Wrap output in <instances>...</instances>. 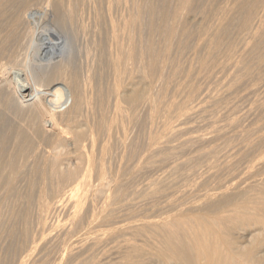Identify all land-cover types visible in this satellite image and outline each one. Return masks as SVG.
Here are the masks:
<instances>
[{"label": "bare ground", "instance_id": "1", "mask_svg": "<svg viewBox=\"0 0 264 264\" xmlns=\"http://www.w3.org/2000/svg\"><path fill=\"white\" fill-rule=\"evenodd\" d=\"M121 3L126 11L121 7L124 12L117 15ZM155 33L169 41L181 35V49H186L175 47L181 56L195 39L189 49L192 58L187 55L190 63L182 65L168 48L156 50ZM238 36L254 40L245 43L241 55L264 43V0H0V264H9L13 253L19 258L25 252L34 259L31 264H264V122L237 133L241 143L236 154H225L223 162L212 157L220 149L235 150L237 143L232 148V141L243 117L247 120L245 116L264 109V99H251L258 101L256 106H248L243 117L234 114V118L231 113L237 104L234 110L229 106L234 98L229 105L224 100L237 91V85L240 91L237 83H246L252 72L243 73L245 81L234 79L237 83L225 95L212 93L216 98L211 103L224 98L226 107L213 109L211 115L204 111V116L209 121L222 108L220 117H228L226 123L221 121L224 125L219 121L217 126L218 120L213 119L216 126L209 131L211 137L202 136L204 131L197 137H185L189 130L184 124L194 114L199 116L212 96L213 87L208 100L205 92V98L201 97L202 102L207 100L205 107H195V101L194 107L189 106L197 97L201 101L206 91L193 83V76L215 77L217 67L224 72L232 65L236 68L230 72L241 69L242 57L233 61ZM164 68L170 69L174 80L183 76L176 87L182 99L169 97ZM258 69L254 68L259 75ZM155 82L160 86L156 93ZM252 89L251 94L247 92L250 96L255 93ZM242 96L247 98L246 93ZM161 118L160 129L154 127L147 134V145L143 143L150 148L145 161L151 166L167 160L164 154L160 160L154 158L175 150L174 139L181 138L178 145L188 148L222 140L204 152L193 149L199 152L197 157L180 162V166H189L196 161L200 164L203 157L214 159L198 183L204 192L192 201L186 196L171 199L174 193L166 190L175 188L179 180L170 176L172 181L157 179L139 192L127 191L128 183L118 179L119 173L120 182L107 177L106 164L114 159L118 147L130 173L138 172L133 162L140 142L133 130L158 126ZM252 134L258 136L252 139ZM92 175L97 183L89 197ZM91 196L101 199L99 211L89 204ZM162 201L164 206L153 209ZM63 210L70 216L67 225L60 217ZM53 255L57 263L51 261Z\"/></svg>", "mask_w": 264, "mask_h": 264}, {"label": "rangeland", "instance_id": "2", "mask_svg": "<svg viewBox=\"0 0 264 264\" xmlns=\"http://www.w3.org/2000/svg\"><path fill=\"white\" fill-rule=\"evenodd\" d=\"M123 1H125V0H123ZM129 1V0H128ZM122 4V6H120V7H118V9H119V12H118V10H117V15H120L121 13L123 14V10H125L126 11V5L124 4V3H121ZM124 4V5H123ZM129 4H127V9H128V7H130V6H128ZM121 7H122V11H121ZM198 20H199V18H197V22H198ZM195 22V21H194ZM196 22V23H197ZM194 27H196L195 25H193ZM192 26V29H196V28H194ZM156 34L159 36V38H158V36H156ZM153 36H156V37H153ZM153 36H152V38L154 39V38H157V39H154L153 41H154V43L153 44H156V45H154V48L157 50H161L162 48H164V50H167V49H165V48H168V50H170V54H172V57L173 58H175V59H177L178 58V60H180V62L182 61V65H188V62L189 61H191V58H192V56L191 55H189V53L190 54H192V51H189V49L190 48H192L193 49V47H191V46H193V44H195L194 42H196V40L195 39H192L191 41H189V43H188V46L189 47H187L188 48V51L186 50V52H184V53H186V55H184V54H182V56H183V58H182V56L178 53V51L177 50H185V49H181V44H180V40L182 39L181 37V35H175L176 36V38H175V36H172V40L170 39V41L169 40H166V39H164L163 38V36L162 37H160V34H158V33H155V34H153ZM244 37V36H243ZM175 38V39H174ZM242 38V37H241ZM241 38L238 36V38H237V43H236V46H235V48H236V50H238V52H236L235 53V55H233V61H236V60H239L241 57H242V61H241V63H240V66L239 67H242L241 69L240 68H237L238 69V71H239V69L241 70V71H239L238 73H240L239 75H238V73L236 72L237 71V69H235V72L234 71H232V72H230L233 68H236V67H233V65H232V69H231V67H229V68H227V69H229V71H227V69H225V72H224V70H221L219 67H217L216 69H217V71H216V69H215V73H216V75H215V73H214V75H215V77H213V74L210 76H208L209 78H214L213 79V81L211 80L210 82H211V84H210V86H208L207 84H209L210 82L208 81L209 80V78L207 77V78H203V77H201V76H203V74L202 73H200V74H196L197 76L199 75V78L201 79V80H199V78L197 79L196 77H194L193 76V78H192V80L194 81H191V83L193 82L195 85H197L198 87H203V88H205V90L206 91H203L202 92V94H201V96H200V98L202 97V98H205V97H207L206 99L208 100L209 99V97H210V95H212V93H215L216 95H219V94H224L225 95V93H226V91L227 90H231V88H233V84L237 81V82H239V81H243L244 79H247V78H244L245 77V75L243 74V73H245V71H246V73H247V71L248 72H252L249 76H248V74H246V77L248 76V80H250L249 81V83H248V80L246 81V83L245 82H243L244 84H242V82L241 83H237V84H240L239 86H240V91H239V89H236L237 87H238V85H237V87L236 88H234V91L235 90H237V91H235L234 93H233V91H231L230 93H232L231 95H227V94H229V93H227L226 95L227 96H224L225 97V99L224 98H222V99H219V100H217V101H219V102H222V104L221 105H219V102H217L218 103V106H217V103L215 102V104H214V102H213V104L211 103L212 101H210V100H213L214 98H216V96H215V94H213L214 95V97H212L211 96V98L208 100V105L206 104L207 103V100H205V99H203V102H205V103H203L202 102V98H201V101H200V99H199V97H197V99H193L192 101H189L188 103H189V106H192V107H194L193 106V104L194 105H196L195 107H200L201 108V106H204V104L205 105H207V107H205L207 110H205V108H201L200 109V113H199V116L197 115V114H194L193 116H192V118H191V120H193V121H191V120H188L185 124H184V126H186V128L189 130V132H187V134L185 135V137H187V136H192V135H194V137H197V136H200L201 134H202V132H203V134H202V136H206V137H211V132H209V131H211L212 129V127L213 126H216L215 124L213 125V122L214 121H217V126L219 125V124H221V126H222V124L224 123L223 121H225V123L228 121V120H226V119H228V117L226 118V116H225V119L223 120L220 116H221V113H222V108H224V106L226 105V104H224V103H226L225 101H226V99L228 100L227 102H228V105L234 110V108H235V110L236 109H238V110H236L237 112L235 113V110H234V113L232 114L231 112H233V111H230V113H231V115H233L232 117H234V118H237L234 114H237L238 116L240 115H242V114H246L245 113V111H248V109L246 110V108L248 107V106H250V108L252 107V108H254L255 106H256V104H257V102L258 101H260V100H258L257 98H259V99H261V100H263L264 99V58L262 57V54H263V56H264V48H262L263 47V45H264V43L262 44V45H260L259 46V48H261V49H259L258 48V50H252L251 52H247V53H243L242 55L240 54L241 52H240V50L242 51V49H243V47L245 46V43L247 42V43H252V42H254V40L252 41V38L251 39H248V38H243L244 40H247V41H244L243 39L241 40ZM240 40H241V42H240ZM251 40V42H249ZM169 41V42H168ZM239 42H240V44H239ZM90 43H92V41L90 42ZM160 43H162L161 45H160ZM244 43V44H243ZM158 45V46H157ZM165 45H169L168 47H166ZM173 45V46H172ZM177 45V46H176ZM238 45V46H237ZM159 46H161V47H159ZM163 46V47H162ZM171 46V47H170ZM180 46V47H179ZM170 47V48H169ZM175 47L177 48V50L175 49ZM174 50H173V49ZM172 49V50H171ZM163 50V49H162ZM260 50H262V51H260ZM177 51V52H176ZM172 52V53H171ZM176 53V55H175V53ZM187 52H188V54H187ZM246 52V51H245ZM173 53H174V55H173ZM252 53H254V54H258V53H261V54H258V56L260 57V59L259 58H257L256 56H253L254 54H252ZM250 54H252V55H250ZM187 55H189L190 57L188 58L187 57ZM180 56H181V58H180ZM184 56H186V57H184ZM235 56V57H234ZM249 56V57H248ZM177 57V58H176ZM252 57V58H251ZM253 57L254 58H256V59H254L253 60ZM185 58H186V60H185ZM187 58H188V60H187ZM244 58H245V60L246 61H248L249 62V64L251 63V66L249 65L248 66V62H246L245 60H244ZM261 58H262V61H261ZM174 59V60H175ZM190 59V60H189ZM234 59H236V60H234ZM244 60V61H243ZM250 60H252L251 62H250ZM255 60L257 61V63H258V65H257V67L259 68L258 69V72H259V75L258 74H256L257 73V71H256V73H255V70H257V67H255L254 65H256L257 63L255 62ZM186 61V62H185ZM232 61V62H233ZM253 61H254V63L255 64H253ZM259 61H261V63L259 62ZM186 63V64H185ZM190 63V62H189ZM260 63V64H259ZM245 64H246V66H248L249 68L251 67V68H253V69H251L250 71H249V68L248 67H246L245 66ZM179 65H180V63H179ZM186 65V66H187ZM254 66V67H253ZM261 67V68H260ZM218 68L220 69V71L218 70ZM246 68V69H245ZM254 68H255V70H254ZM165 69V68H164ZM244 69V70H243ZM169 70L170 69H168V68H166L165 69V73L167 72L168 74L166 75V74H164L165 75V79H166V83H167V89H169V87H170V90L169 91H167V93H169V97L170 98H174V97H177V98H174L175 100H179V99H182L181 97V95H182V93L180 92L179 94H178V92L176 91L177 89H178V86L179 85H177V84H180V82H181V80L183 79L184 80V78H183V76H178V77H176V78H178L177 80H179V81H177L176 79L174 80V78H172V77H170V75H169ZM234 70V69H233ZM253 70H254V72H253ZM261 70H262V72H261ZM217 72H219V73H217ZM229 72V73H228ZM224 73H225V75H224ZM228 73V74H227ZM231 73V74H230ZM233 73V74H232ZM234 73H236V75L234 74ZM255 73V74H254ZM106 74V73H105ZM105 74L103 75V77H102V80L103 81H105L106 79H103V78H105L104 76H105ZM227 74V75H226ZM231 75H233L234 77H236V78H233V76L231 77ZM238 75V76H237ZM242 75V76H241ZM257 75L259 76V77H261L260 79H257L256 77H257ZM224 76V77H223ZM241 77H243L242 79H241ZM251 77H252V79L253 78H255L254 79V81L252 82V79H251ZM204 80H203V79ZM229 78V79H228ZM250 78V79H249ZM206 79H208L207 80V83L206 82H204ZM234 79H237L236 81H234ZM238 79H241V80H238ZM167 80L168 81H170V82H167ZM172 80H174V81H172ZM182 80V81H183ZM198 80H199V83H198ZM216 80H218V82L216 81ZM222 80V81H221ZM224 80H225V82H224ZM229 80H230V82H229ZM172 81V82H171ZM195 81H197L196 83H195ZM245 81V80H244ZM179 82V83H178ZM209 82V83H208ZM213 82V83H212ZM216 83V85H214L215 83ZM250 82H251V84H250ZM256 82V83H255ZM262 82V83H261ZM169 83H170V85H169ZM176 83V84H175ZM248 83V84H247ZM258 83V84H257ZM175 84V85H174ZM200 84H202V85H200ZM222 84L223 85H225L224 87H221L222 86ZM250 84V85H249ZM172 85V86H171ZM204 85V86H203ZM228 85H230V86H228ZM241 85H243V86H241ZM155 87V88H154ZM176 87H177V89H176ZM213 87V88H212ZM221 87V88H220ZM246 87V88H245ZM153 88H154V90H153V92L154 93H156V90H158V89H160V86H159V84L158 83H156L155 82V84L153 85ZM209 88L211 89V91L212 92H210L211 94L210 95H208L207 93H208V91H209ZM219 88H220V91H218L219 90ZM239 88V87H238ZM244 88V89H243ZM253 88V89H252ZM259 88V89H258ZM171 89L173 90V91H171ZM215 89V90H214ZM243 91H242V90ZM251 89H252V91L253 90H255V91H253V92H255V93H252V96H250L249 94H251V93H249V92H251ZM261 90V91H260ZM214 91V92H213ZM249 91V92H248ZM171 92H174V93H171ZM175 92H177V94H178V96L176 95V93ZM206 93V96L205 97H203V95ZM225 92V93H224ZM249 94H248V93ZM171 93V94H170ZM219 93V94H218ZM238 93V94H237ZM246 93V97L249 95V97H247V98H245L244 96H242V97H244L245 99H247L246 101H244V99H242V97H240L241 95H243V94H245ZM260 95H259V94ZM172 94H173V96H172ZM174 94H175V96H174ZM235 94H236V96H235ZM234 95V97H232ZM255 95H256V97H255ZM259 95V96H258ZM183 96H184V94H183ZM220 96V95H219ZM239 98H241L240 100H243L242 102L239 100V102H238V100H237V102L238 103H236L235 102V100L236 99H239ZM167 97H168V95H167ZM180 97V98H179ZM227 97V98H226ZM228 97H231V98H228ZM237 97V98H236ZM261 97V98H260ZM263 97V98H262ZM232 98H234V101L233 100H231ZM225 101H224V100ZM253 101H255L256 99L258 100V101H256V102H253ZM255 99V100H254ZM197 100L199 101V103H201L202 102V104H199L198 102H197ZM221 100V101H220ZM233 101V102H235V103H233V102H231V101ZM193 101H195L194 103H193ZM229 101H230V103H229ZM264 101V100H263ZM263 101H261V103H263ZM240 102L242 103V104H240ZM245 102V105L243 104ZM247 102H249V103H247ZM193 103V104H192ZM197 103V104H196ZM209 103H211L212 104V106L209 104ZM233 103V104H232ZM192 104V105H191ZM198 104L200 105V106H198ZM224 104V106H222ZM235 104V105H234ZM236 104H237V107H234V106H236ZM250 104V105H249ZM214 105H215V107H214ZM227 105V106H228ZM233 105V106H232ZM244 105V106H243ZM263 106H264V103L262 104ZM211 106V107H210ZM222 106V108H221V110H220V112H215V113H219V115H217V114H215V113H213V115L212 116H209L208 114H207V117L209 116L210 117V119L212 118V117H214V115L216 116V117H214V118H212L211 120L209 119V121H210V123H212V124H208L207 122H209L208 121V119L207 118H205L206 116H204L206 113H208V112H210L209 114L211 115V111L213 110V109H220V107ZM228 106V107H229ZM262 106V108H264ZM218 107V108H217ZM226 107V106H225ZM234 107V108H233ZM245 107V108H244ZM212 108V109H211ZM243 110H242V109ZM249 108V107H248ZM245 109V110H244ZM202 110H203V112L204 111H206V113L204 112V114L202 113ZM209 110V111H208ZM219 111V110H218ZM262 112L264 111V109L263 110H261ZM260 110L257 112L256 111V114L255 115H250V116H245L246 118L245 119H247V120H244V117L243 116H241V117H243V120L241 121L242 123H240V124H242V125H239L238 126V128H237V130H235V132H236V134H234V136L236 137V140H235V138H234V141H232V148H233V146H234V144H238V142H239V144L237 145H235V147H234V149L235 150H230V149H228V150H224V149H220L219 151H220V153L218 152V154H216V155H212V157L214 158L215 156V158H218V160H217V162H223L225 159H226V155L228 156L229 155V152H230V154H232V153H234V154H236L237 152H236V150H239L238 149V146L240 145V137H239V135H237V133L239 132V131H244V129H248V128H251V127H256L257 125H259V124H261V122H264V112H263V115H262V112H261ZM201 113L203 114V116H201ZM229 113V114H230ZM261 114V116H259V117H257V115L258 114ZM230 116V115H229ZM239 116V117H240ZM194 117V118H193ZM197 117H199V118H197ZM208 117V118H209ZM219 117V118H218ZM249 117V118H248ZM201 118V119H200ZM204 118H205V121H206V123H205V121H204ZM216 118V119H215ZM224 118V117H223ZM196 119V120H195ZM214 119V120H213ZM260 119V120H259ZM161 120H162V118L160 119V120H157V123H158V126L157 125H155L156 123H154L153 125H151V126H143V127H138L137 129H139V130H137L136 128L134 129L135 130V133H134V130H133V133L132 134H134V137L135 138H137V141L139 140V142L140 143H138V150H137V157L135 158V162H133L134 163V165H136V170L138 171V172H136V173H134L135 175H133V173H130V169H128V167L130 168V166H128V163H126V159H122L121 158V152H119L118 150H120V147H118V149H116L115 150V152H114V154H113V157L112 158H114V159H111L110 160V162L109 163H111L110 165H109V163L108 164H106V173H107V177L108 178H110V180L112 181V182H118L120 179H121V177L122 178H124V180L122 179V180H120L121 182H127L126 184V188H127V191L129 190V192H130V190H131V192L132 191H137V192H139L141 189H143V188H145L146 186H147V184L148 183H152L154 180H157V179H163L164 178V180L166 179L167 180V182L168 181H172V179L174 180H179V182L177 181L176 182V185H174L175 186V188H173V187H171V188H168L166 191H168V193L167 194H169L170 192L171 193H174L173 194V196H172V198L171 199H181V197H185L186 199L188 198V200H189V198H190V200L189 201H192L193 199H195V197L196 196H198V195H201L203 192H204V188H202V187H200V184H201V182H202V180L204 179L203 178V176H205V174H204V170H206V166H209V163L211 164L213 161H214V159L212 160V162H211V160H209V159H212L211 158V156H209V157H203V158H201L200 160H202V162L200 161V164H199V161H196L197 162V164H196V162H194L193 164H189V166H187V165H185V167H184V165L183 166H180L181 165V163L182 162H184V161H186L187 160V158H189V159H192V158H194V156H196L197 157V153H199V152H195V151H200V152H204V151H207V150H209L211 147H214L215 145H217V143H219V145H221V143H222V140H220L221 141V143H220V141L219 140H216V141H212V142H210L211 144H209V146H207L208 144H205L206 146H201V147H191V146H189V148L190 149H192V150H190L189 148H188V146L187 145H183V146H181V145H178L179 143H180V141H181V138L180 139H174L172 142H171V145L172 146H175L176 148H175V150H173V151H171V153H170V151H168V153H167V151L166 152H164V153H162V155L161 154H159V155H157L156 156V158H154V160H160V159H162V158H167V160L166 161H164V162H158V163H155L153 166H151V164H146V161H145V159H146V157L149 155V153H150V148L149 147H147L146 148V146H145V144L147 143V138H148V133H150L151 131H153V129H154V127H155V129L154 130H159L160 129V127H159V121H160V123H161ZM175 119H173V121H174ZM198 120H202L200 123L198 122ZM212 120H213V122H212ZM257 120H259V122H257ZM220 121V122H219ZM223 123H222V122ZM254 121V122H253ZM257 123H256V122ZM193 124H192V123ZM196 122V123H195ZM203 122V123H202ZM218 122H219V124H218ZM188 123V124H187ZM198 123V124H197ZM205 123V124H204ZM244 123V124H243ZM255 124V126H254V124ZM257 124V125H256ZM189 125V126H188ZM201 125H202V127H205V128H202L201 127ZM224 125V124H223ZM249 127H248V126ZM153 126V127H152ZM200 126V127H199ZM207 126V127H206ZM210 126V127H209ZM241 126V127H240ZM245 126H247V127H245ZM245 127V128H244ZM144 128H146V130H144ZM152 128V129H151ZM194 128V129H193ZM199 128V129H198ZM210 128V129H209ZM214 128V127H213ZM148 129V130H147ZM206 129H208V130H206ZM147 131V133H143V132H146ZM209 133H208V132ZM154 132V131H153ZM193 132V133H192ZM206 132V133H205ZM191 133V134H190ZM240 133V132H239ZM136 134V135H135ZM208 134H210V136L208 135ZM257 134H260V133H257ZM257 134H252V139H254V138H256V136H258ZM145 136H146V138H145ZM193 137V136H192ZM254 137V138H253ZM145 138V139H144ZM183 138V137H182ZM239 138V139H238ZM175 140H176V142H175ZM179 141V142H178ZM234 142V143H233ZM143 143H145V144H143ZM140 144V145H139ZM144 146H143V145ZM147 145V144H146ZM243 145V144H242ZM143 146V147H142ZM180 146V147H179ZM186 147V149H185V147ZM193 146V145H192ZM207 147V148H206ZM240 147V146H239ZM142 150H141V149ZM201 148V149H200ZM237 148V149H236ZM195 151H194V150ZM198 149V150H197ZM122 150V149H121ZM149 151V152H147V151ZM183 150H184V152H183ZM224 150V151H223ZM144 153H143V152ZM146 151V152H145ZM186 151V152H185ZM190 151V152H189ZM234 151V152H233ZM221 152H222V154H221ZM225 152H227V153H225ZM119 153V154H118ZM145 153H147V154H145ZM173 153V154H172ZM175 153V154H174ZM185 155H184V154ZM163 154H164V157H163ZM167 154V155H166ZM168 154H172L171 156H168ZM226 154V155H225ZM222 155V156H221ZM224 155V156H223ZM252 155V154H251ZM251 155H249L250 157H251ZM173 156V157H172ZM230 156V155H229ZM249 156H247V158L249 157ZM170 157H172V158H170ZM225 158L224 160H223V158ZM248 158V159H251V158ZM180 158V159H179ZM247 158H246V161H247ZM136 159H137V161H136ZM142 159H143V161H142ZM204 159V160H203ZM228 159V158H227ZM243 159H245V158H242L241 160H243ZM121 160H122V162H124L123 160H125V164L124 163H122L121 162ZM215 160V161H216ZM112 161V162H111ZM172 161V162H171ZM203 161H204V163H203ZM121 162V163H120ZM168 162V163H167ZM177 162V163H176ZM181 162V163H180ZM242 162H245V160L244 161H242ZM241 162V163H242ZM132 163V164H133ZM241 163H239V164H241ZM113 164V165H112ZM125 166H124V165ZM175 164V165H174ZM206 164V165H205ZM223 164V163H222ZM238 164V165H239ZM120 165V166H119ZM176 166V168L174 167V166ZM190 165L192 166V169L190 168ZM194 165V166H193ZM197 165H199V166H197ZM200 165H201V167L203 168V169H200L201 167H200ZM242 165V164H241ZM187 166V167H186ZM204 166H205V168H204ZM245 165H243V167H244ZM121 167H124V168H122L123 170H124V173H121L123 170L121 169ZM166 167V168H165ZM168 167V168H167ZM173 167L175 168V170L173 169ZM178 167V168H177ZM188 167H189V169H188ZM199 169H198V168ZM127 168V169H126ZM172 168V169H171ZM195 168V169H194ZM120 169V170H119ZM179 169V171L180 172H178L179 173V175H178V177H177V175H175L176 176V178L174 177V174H178L176 171ZM198 169V170H197ZM115 170V171H114ZM154 170V171H153ZM168 170V171H167ZM189 170H194V171H196L195 173H194V175H193V173H192V171L190 172ZM119 171H121V172H119ZM128 171V174L127 173H125V172H127ZM171 171H174L175 173H173V172H171ZM193 171V172H194ZM201 171V172H200ZM111 172V173H110ZM161 172V173H160ZM183 172V173H182ZM185 172L186 173H189L188 175L190 176H193V177H189V176H187V178H185V177H183V178H181V177H179V176H181V174H185ZM115 173V174H114ZM118 173H119V178H118ZM181 173V174H180ZM191 173V174H190ZM196 173H198L197 175H196ZM201 173V174H200ZM114 174V175H113ZM121 174V175H120ZM122 174H124L125 175V177L124 176H122ZM127 174V175H126ZM173 174V175H172ZM117 175V176H116ZM128 175H130V176H128ZM168 177H167V176ZM203 175V176H202ZM127 176V177H126ZM131 176H132V178H133V176H134V180H132L133 181V183H132V181L131 180H129L128 178L130 177V179H132L131 178ZM158 176H160V177H158ZM169 176L172 178H169ZM93 177V178H92ZM113 177V178H112ZM158 177V178H157ZM166 177V178H165ZM91 179H90V181H94V180H96V181H94L93 182V184H92V182H91V185H90V181H89V183H88V185L89 186H87L88 187V192H90V194H89V197H90V195H93V189H94V186L96 185V183H97V179H96V177H95V175H92L91 177H90ZM119 180H118V179ZM202 180H201V179ZM116 179H117V181H116ZM126 179V180H125ZM127 179H128V181H127ZM137 179V180H136ZM153 179V180H152ZM184 179L185 180V182H183L182 180ZM190 181H189V180ZM199 179V180H198ZM201 180V181H200ZM119 181V182H120ZM130 181V182H129ZM187 181V182H186ZM95 183V184H94ZM132 185H131V184ZM182 183V184H181ZM198 183H200V184H198ZM92 185H93V187H92ZM131 186H133V187H131ZM192 186V187H191ZM181 187V188H180ZM210 187H211V185H210ZM133 188V189H132ZM179 188V189H178ZM197 188V191H195V189ZM191 189V190H190ZM201 189V190H200ZM186 190V191H185ZM190 190V191H189ZM198 190H199V192H198ZM203 190V191H202ZM92 191V192H91ZM188 191V192H187ZM196 192V193H192V192ZM184 192V193H183ZM198 192V193H197ZM92 193V194H91ZM191 193V194H190ZM98 197H95L94 199H93V197L91 196V198L90 199H88L89 201L91 200V202H89V204H92V207L93 208H95L94 210H96V211H99L100 210V207H101V199L99 198V199H97ZM96 199V200H95ZM93 200H95V201H93ZM93 201V202H92ZM100 202V203H99ZM165 202H166V200H165ZM164 201H162L161 202V204H159L157 207H155V208H153V209H157V208H161L162 206H164L162 203H164V204H166ZM95 203V204H94ZM146 206V205H145ZM145 206H143L142 208H144ZM68 212L67 211H64L63 210V212L61 213V219L63 218V224H69L68 223V219L70 218V216L67 214ZM149 214H154V213H157V212H154V213H150V212H148ZM4 245V244H3ZM2 253V252H1ZM107 254H108V252H106ZM105 253V256L106 257H109V254L107 255ZM25 254V255H24ZM14 255V253L13 254H11L10 256H11V258H10V263L9 264H26V263H28V264H31L30 262H32V260H34L33 258H28L27 257V253L25 252V253H23V256L21 255V256H19V258H17L18 257V255H17V257L16 256H13ZM104 256V257H105ZM12 257H13V259H12ZM15 257V258H14ZM23 257V258H22ZM24 257H25V259L28 261V262H25L26 260H24ZM21 258H22V260L23 261H21ZM58 257L55 255H53L52 256V258H51V261L52 262H54L55 261V263H57L58 262V259H57ZM14 259H15V262H14ZM19 259V260H18ZM17 260H18V262H17ZM30 260V261H29ZM108 261V260H107ZM33 263V262H32ZM111 263V262H110Z\"/></svg>", "mask_w": 264, "mask_h": 264}]
</instances>
